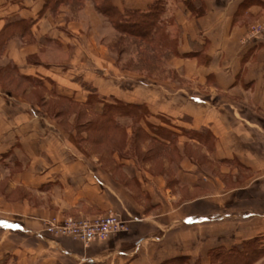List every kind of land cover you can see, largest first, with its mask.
Instances as JSON below:
<instances>
[{"label": "crops", "instance_id": "crops-1", "mask_svg": "<svg viewBox=\"0 0 264 264\" xmlns=\"http://www.w3.org/2000/svg\"><path fill=\"white\" fill-rule=\"evenodd\" d=\"M111 1L123 12H144L167 1L156 39L162 47L172 45L162 65L177 82L136 80L122 92L125 77L111 57L119 55L114 44L128 37L91 0H0V41H5L0 71L55 84L63 96L85 103L87 96L75 80L81 76L105 97L145 105V127L165 128L176 136L179 155L183 152L173 163V181L168 174L135 172L130 179L139 183L146 203L139 205L75 158L73 147L53 136L48 115L0 90V183L25 193L17 202L0 194V264H164L202 257L201 248L186 254L176 244L173 255L166 239L176 229L183 228L184 240L185 228H193L197 245L209 243L212 250H230L264 234V38L248 37L249 28L264 20V0ZM186 1L194 2L193 10ZM163 118L168 121H159ZM206 131L208 141L186 136ZM165 144L168 149L171 140ZM188 146L203 149L216 173L199 170L197 160L185 155ZM118 163L120 168L135 165L132 160ZM173 164L168 161L167 168ZM186 187L209 193L175 203ZM27 192L37 200L31 203ZM204 198L245 208L187 216L186 206ZM108 211L130 221L127 233L85 246L43 231L45 220L55 214L97 217ZM204 224L212 226L211 238L202 241L198 235ZM207 254L204 261L210 260ZM262 263L264 256L257 261Z\"/></svg>", "mask_w": 264, "mask_h": 264}, {"label": "rangeland", "instance_id": "rangeland-1", "mask_svg": "<svg viewBox=\"0 0 264 264\" xmlns=\"http://www.w3.org/2000/svg\"><path fill=\"white\" fill-rule=\"evenodd\" d=\"M163 4L165 8L164 10H166L167 1L163 2ZM262 21H259L258 23L252 25L251 28H249L248 37L250 39H254L250 37L251 30ZM158 43V39H155L152 45H146L142 42L135 41L132 38H126L122 39L121 42H117L116 44H114V47H116L115 49L119 51V55L117 56L114 54L111 58H115L118 60L117 66L119 74L125 77L122 80V92L128 90V85H130L131 82H135L136 80L138 84H142L144 82L149 83L150 81H148V79H152L154 83L155 81L167 82L168 80L170 82H177V76H175L173 72L166 70L165 65L164 67L162 65L163 63H166V61L164 60L167 58V52L170 50L172 45L170 46V48H166L162 47V43L157 45ZM153 50H156V52L154 53ZM16 75V71H0V90L8 94L9 96L17 97L21 101L20 105L22 103L31 105L33 107L36 106L37 110L39 109L46 115H48V117L50 118L49 121L53 125V128H55L52 129L53 136L55 135L59 140L65 141L67 144L71 145L74 150V157H78L79 159L87 163V165H89L91 169H94V171L104 175L106 177V180L112 187L120 186L122 189H124L125 193L127 192L131 197L134 198L135 202H138L139 205L144 206L146 204L145 199H142L143 197L140 196L141 194L138 191L139 183L133 181L132 178L130 179V176H135V172L149 174L155 177H160L162 175L165 176V174H168L170 182L173 181L172 175L174 174V169L176 170V166L173 163L177 164V161L182 158L183 153L180 152L179 155V152L176 150L175 146L178 141L176 136L174 138V136L166 134L165 137L171 139L172 145H168V147H166L168 149L164 148L163 150H159L151 142V139L149 137H152L153 133L155 132L154 127H152L153 125L150 124L151 130H148V125L145 127V123H148L147 117L143 120L139 119L137 121H133L125 117H117V130H112L110 128L106 132H101L100 134L95 135L92 131H90L88 126L83 127V125H88L90 121L97 123L99 122V120L95 119L93 116L85 117L86 114H83L81 117L79 116V119H77V114H80L83 111L81 110V108L77 107L79 106L78 104L77 106L76 104H74V106L72 107V105L69 106L64 102L59 101L58 98L63 96L62 94H60L62 90L60 91L59 87H57L55 84H51L52 86L49 87V85L45 84L46 82L44 80H39L36 78H34V80L36 81H34L31 85L27 81H23V79L21 80L20 78H18ZM82 78L83 77L81 76H77L75 80H77L78 84L85 92V95L87 96V98L85 97L86 102L91 94V89L95 91V95H93L94 101L99 100V98L109 99V97L101 95V93H99L97 91V88H95L94 86L85 85V81ZM132 79L134 81H132ZM39 83L43 84V86H40ZM164 87L169 90L173 89L172 86L166 84L164 85ZM95 107L97 106L95 105ZM98 109L101 110L102 106H98ZM159 121L166 122L168 120L163 118ZM142 130L144 131L141 132ZM144 133L148 134L149 138L145 139L146 135H144ZM186 136L192 137L188 134H186ZM188 148H190V150H187V154L185 155H188L190 159L193 157L195 158L194 160H197L199 170H201L208 176L209 173H216L217 169L214 166H211L206 161V153L203 149H196L190 146H188ZM119 159L132 160L134 161L135 165L133 167L130 166L128 168H120L121 166H119L118 163ZM168 161L169 163H171V165L173 164L174 166H170L169 168H167ZM11 187L12 186L9 182H1L0 194H9L12 202H17L21 199L22 194L25 193L21 191V188L15 189ZM191 192L192 191L189 187H186L185 191L181 189L180 193L184 196L177 198L175 200V203H179L182 201L189 202L194 196H199V194L206 195L209 193L204 189L203 191H196L197 193ZM175 194L178 195V192L176 191ZM26 195L31 203H33V200H37L33 199L28 192L26 193ZM42 202H46L47 204L48 200H44ZM47 205H49V203ZM242 205L244 204H232L230 202H225L223 201V199L220 200L204 198L197 204L186 206L187 208H190V212H188L186 215H192V211L200 215H209L212 213L220 212L221 210H226L227 208H229V210H235V208L244 209L245 207H243ZM191 208L193 210H191ZM109 214H116L120 216L130 225V221L128 219L124 218L122 215L114 211H108L106 214L97 217H76L61 213L55 214L49 217V219H46L44 222L43 231L44 233H46L47 224L52 219H57L60 222L66 219L93 220L105 217ZM202 226L203 227L201 230L203 231L198 236L201 237L202 235V241L206 239L210 240V228H212V226L209 224H204ZM185 229L186 231L184 233L186 235L185 237H183L185 241L182 239L183 228L171 231L169 237L166 239V242L169 244L170 250L173 251L174 249L173 255H175L177 252V250L174 248V245L176 244L183 246V251H186V254L192 253L193 251H197L199 248H201L202 251L198 254L202 253V257L195 260L190 256H183V258L180 257L181 259L177 258L180 259L177 262H172V260H170L171 262L168 261L169 263L165 262L164 264H223L220 261H215L213 260V258H210V252L212 251V249L209 246V243L204 245L202 244V246L197 245V241L195 240V238H197V232L194 231L193 228L190 230L187 226ZM128 231L129 228L126 232H121L120 234L127 233ZM47 235L50 237L53 236L50 234ZM263 237L264 234L261 235L258 241L261 243L260 247L264 252V239H262ZM206 254L209 256L210 260L206 259L204 261L203 256H206ZM257 261L258 260L250 264H257Z\"/></svg>", "mask_w": 264, "mask_h": 264}, {"label": "trees", "instance_id": "trees-1", "mask_svg": "<svg viewBox=\"0 0 264 264\" xmlns=\"http://www.w3.org/2000/svg\"><path fill=\"white\" fill-rule=\"evenodd\" d=\"M91 1L94 2L97 11L104 15L111 22L114 28L122 35H126L128 38H132L135 41L142 42L146 45H151L153 43L152 41L155 40L157 36H160L159 30L161 28V17L165 13L162 1L151 5L148 10L144 12L139 10L123 12L115 6L111 0ZM185 3L193 10V1H186ZM198 10L203 11V7ZM4 43L5 41H0V53L3 49ZM27 82L32 85L34 81L32 78H28ZM39 85L41 86L40 83ZM90 93L91 94L85 103H79L72 98L63 96L58 98V100L69 106L72 105V107L74 104H76V106L78 104L79 106L77 107L81 108L83 112L77 114V119H79V116L81 117L83 114H86L85 117L93 116L95 119H98L99 122L97 123L90 121L88 125H83V127L88 126L90 131H92L95 135H98L101 132H106L110 128L112 130H117V117H125L133 121H137L139 119L143 120L149 115V110L145 105L125 103L115 97H110L109 99L99 98L97 102L93 100L95 91L91 89ZM95 105L97 107H95ZM98 106H102V109H98ZM143 131L144 130L141 132ZM154 134V137H151L144 133V135H146L145 139L150 137L151 142L155 145V147L159 150H163L166 146L165 142L168 139L165 135L169 134V132L165 128H155ZM191 136L196 137L199 141H208L211 137L209 131L203 133H191ZM161 138L164 140L161 141ZM258 239L259 238L247 241L241 245L233 247L230 250L223 248L214 249L210 252V258H213L215 261H220L223 264H250L264 256V252L260 247L261 243ZM262 239H264V237ZM180 259H173L172 262H177Z\"/></svg>", "mask_w": 264, "mask_h": 264}, {"label": "built area", "instance_id": "built-area-1", "mask_svg": "<svg viewBox=\"0 0 264 264\" xmlns=\"http://www.w3.org/2000/svg\"><path fill=\"white\" fill-rule=\"evenodd\" d=\"M251 38H264V20L251 30ZM129 223L116 214L89 219H66L62 222L52 219L46 228V233L56 237H70L85 246L95 241H106L115 234L126 232Z\"/></svg>", "mask_w": 264, "mask_h": 264}]
</instances>
